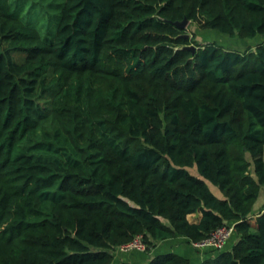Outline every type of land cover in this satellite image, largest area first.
Listing matches in <instances>:
<instances>
[{"label":"trees","instance_id":"16d2710c","mask_svg":"<svg viewBox=\"0 0 264 264\" xmlns=\"http://www.w3.org/2000/svg\"><path fill=\"white\" fill-rule=\"evenodd\" d=\"M262 188L264 0H0V264H115L225 224L202 264H264Z\"/></svg>","mask_w":264,"mask_h":264},{"label":"crops","instance_id":"0c3cea01","mask_svg":"<svg viewBox=\"0 0 264 264\" xmlns=\"http://www.w3.org/2000/svg\"><path fill=\"white\" fill-rule=\"evenodd\" d=\"M199 39V37H198ZM245 41V40H241ZM248 45L244 47L245 49ZM255 46H252L254 48ZM244 50V49H240ZM213 193L218 194L216 188L210 185ZM264 212V188H262L258 200L254 205L253 213ZM202 218L200 211L188 215V221L192 224H198ZM233 236L228 241V247L231 248L236 242ZM196 249V248H195ZM189 240L185 237H178L175 239L165 240L158 242L154 248L146 253L132 252L130 254H116L115 264L127 262L130 264H148L152 257L155 255H164L167 253H174L189 260L190 264H202L206 259H209L213 254L209 252L210 249H196L195 250ZM214 258V257H213Z\"/></svg>","mask_w":264,"mask_h":264},{"label":"built area","instance_id":"2783aa9c","mask_svg":"<svg viewBox=\"0 0 264 264\" xmlns=\"http://www.w3.org/2000/svg\"><path fill=\"white\" fill-rule=\"evenodd\" d=\"M234 232V224H225L215 229L206 239L199 242H193L191 245L198 249H214L221 251L225 248ZM129 250L141 253L148 252L147 246L141 235L136 236L131 242L122 245L117 249V254Z\"/></svg>","mask_w":264,"mask_h":264},{"label":"rangeland","instance_id":"374dc122","mask_svg":"<svg viewBox=\"0 0 264 264\" xmlns=\"http://www.w3.org/2000/svg\"><path fill=\"white\" fill-rule=\"evenodd\" d=\"M186 27L190 33L196 32L197 34H199L198 35L199 39L197 38V40L200 44H205V43H208L211 41H215L219 45H221L222 47H225L228 49H239L240 50V49H245L244 47H246L247 45L249 47H252V46L257 45L259 42L262 41L261 37L260 38L258 37L257 39L256 38L252 39L250 41L249 40L241 41L240 39H237V38L228 37L227 35L219 33L216 30L200 31L196 27L189 25V24ZM12 56L15 59V61L18 63L22 62L24 57H25V55L23 53L18 52V51L12 52ZM196 249H198V248H196ZM198 250H200V249H198ZM132 252H137V251L129 250V251L121 252L120 254H130Z\"/></svg>","mask_w":264,"mask_h":264},{"label":"water","instance_id":"95a60500","mask_svg":"<svg viewBox=\"0 0 264 264\" xmlns=\"http://www.w3.org/2000/svg\"><path fill=\"white\" fill-rule=\"evenodd\" d=\"M188 24H189V22L187 20H183L181 22H175V25L180 27V28H185ZM184 36L189 37L188 35H184ZM186 49L190 50V51H195L196 47L191 45V46L186 47Z\"/></svg>","mask_w":264,"mask_h":264}]
</instances>
